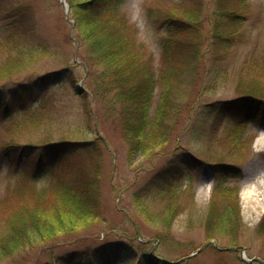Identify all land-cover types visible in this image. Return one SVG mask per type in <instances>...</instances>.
<instances>
[{
    "label": "rangeland",
    "instance_id": "374dc122",
    "mask_svg": "<svg viewBox=\"0 0 264 264\" xmlns=\"http://www.w3.org/2000/svg\"><path fill=\"white\" fill-rule=\"evenodd\" d=\"M66 2L68 14L63 0H0V91L11 95L10 112L0 107V199L7 198L0 226L22 211L41 230L62 229L0 264H63L70 251L101 247L113 249L112 261L80 264H264V0H124L136 29L95 26L106 27L105 40L114 35L127 89L129 64L140 84L157 78L150 124L135 140L134 108L102 94L103 67L93 43L79 41ZM168 17L186 22L182 34H169ZM168 42L177 50L164 60ZM65 69L67 78H41ZM250 99L259 105L241 103ZM61 138L79 143L57 157L44 151L21 161L4 151ZM59 178L92 186L88 210L56 197L43 206L31 201L32 185Z\"/></svg>",
    "mask_w": 264,
    "mask_h": 264
},
{
    "label": "trees",
    "instance_id": "16d2710c",
    "mask_svg": "<svg viewBox=\"0 0 264 264\" xmlns=\"http://www.w3.org/2000/svg\"><path fill=\"white\" fill-rule=\"evenodd\" d=\"M68 1L70 3V14L72 13L70 17L71 19L74 20V28L78 32L77 37L79 39L80 38L84 39V41H87V42L90 41L93 43V45L92 43L90 44L94 46L93 48V52L95 55L94 61L96 58V62L102 65L103 67L101 68L102 74L99 76L101 77L100 78L101 82L99 81V87H100V90L103 92L102 94L105 95L106 93H111L112 94L111 100L113 99L112 100L113 102L118 101L120 103H124L125 105L130 103V106H133L134 108V112H131V113L132 115H134L133 117H135L136 120L134 121V123L131 122V127L135 126V128L133 129L134 130L133 140H135V137L138 136V133L140 132V130L142 131L143 129H145L147 124L148 125L150 124V122H148L147 120V114L149 113V108L151 106L153 94H154V88L151 87L152 85L150 86V84H152V81H153L152 79H154V81L156 82L157 78L156 76H154V78L149 76V80L146 81V85H144V83L140 84V82L138 81L141 77V73L135 72L137 74H133L132 70L135 68V66L133 65L134 63L129 64V66L127 67H131L133 69L132 70L130 69L129 71L130 74L128 76L130 77V82L134 85H131L130 87L131 90L127 89L125 85L126 81L124 80V83H123V79L125 77V75L123 76L124 74L123 72L124 71L126 72L127 70L126 69L121 70V67H120V65L123 63V60L121 61L120 55L115 57L114 54H112L114 52V43H115L114 35L108 31V34H106V37H108L109 39L106 38L105 40L100 36L101 32L103 33L107 32V29L105 26L102 28L99 27V29L94 30L96 25L100 26V22L109 23V21H112V23L115 26L116 24H118L119 28L124 29L125 34H127L128 29H129L128 26L131 25V23L127 20L126 17H124L122 10H121V6L124 3V0H82V1L81 0H68ZM192 19H194V16H192ZM165 22L169 23L167 25L166 30L169 32L170 35L172 32L174 33L179 32L181 34L183 33L180 30L184 29V27H182L183 25L186 24L184 20H181V23H177L176 18L168 17L166 18ZM119 23H121V27ZM134 28L136 29V27ZM135 33L138 34V31H135ZM12 37H13L12 35L8 36L7 39H12ZM81 39L79 40L80 42H81ZM170 39H171V36H170ZM97 40L99 41L97 42ZM93 41H96V43ZM145 46H146V43L141 42V47H145ZM164 47L166 48V51H165L166 57L164 56L165 57L164 60H167L169 58L168 55L170 54V51L171 50L175 51L177 50V48L174 49L175 46L172 47V43L170 44L169 42L166 43ZM113 63L118 64L120 69L119 67L117 68L119 70L114 68ZM69 74H70L69 70L65 69L62 71L51 72L45 76H42L41 78L56 77L54 79H62V75H65L64 77L67 78ZM102 78L104 81H102ZM28 86L27 84L18 85L19 90L25 89ZM78 92L82 93L84 97L88 95L86 93V90H82V91L80 90ZM94 93L97 94L98 91L95 90ZM10 97L11 95H10L9 90L0 91V107H2V109L7 114L10 112V109H11V105L9 104L10 99H11ZM85 100H86V106L88 105L89 107L88 106L87 107L89 109L90 108L89 98L88 99L86 98ZM161 102L162 104H164V97L161 99ZM236 102H241V101H236ZM241 103H243V105L248 106V107L259 105L257 101H254L252 99H250L248 102H241ZM229 104H231V102ZM160 107L158 111H160ZM225 109L230 110L231 106H226ZM159 122L161 121L159 120ZM157 123L158 121H156L154 124L156 125ZM129 127L130 126H128L127 128L128 131L130 130ZM138 139L140 138H137L136 140ZM139 141L137 142V144H135L137 148L140 146ZM78 143L79 142L69 140L67 138H61V140L57 142L46 141L45 143L39 144V145H36V143H30L26 145L24 144L19 147L18 145L14 147L10 146V147H7V149H5L4 151H5V154L11 159H14L15 161H21L23 158L25 159L35 153H37L36 156L37 155L40 156L42 153H44V151L53 152L54 153L53 155L57 157L59 153L65 150H68L70 148L69 146H74V145H77ZM42 164H43L42 159L39 157L37 160V164H36L37 168H41ZM90 186L85 185L83 182H80L77 180H72V181L69 180L68 182L67 179L59 178L57 179V181H54L50 183L49 185L47 184L43 186L32 185L31 190H33V193H32L33 196L31 197V201H33L37 205L43 206V205H46L50 200L57 202L55 200V197H56L60 199V202H57V203H61V205L65 207H69V208H83L84 207V211H86L88 210L91 203L94 202L92 200V194H91L92 186L91 188H89ZM236 188L237 187H235V189ZM6 199L4 198L0 199V203H5ZM21 206L22 207H20L19 209L21 210L25 209L24 205H21ZM227 209L230 211L233 209L236 213V210L234 207L228 206ZM4 212L5 213L7 212L6 205L4 208ZM11 214H9L6 217H3L2 224H1L3 229L0 226V229H2V231H0V261L3 260L5 257L11 255L12 253H15V251L25 248L26 246H34L38 244L47 243L51 241L54 236H57L58 235L57 233L62 232V229L55 230L54 233H50L51 231L49 230H46V231L41 230L37 224L36 225L32 224L33 221L31 220L32 218L31 215L28 214L26 215L28 217L25 216L26 217L25 218L22 215L23 214L22 211H20V215L15 214L14 216ZM231 220H235L234 216L231 218ZM73 228H76V227H73ZM73 228L71 227L70 229H67L64 232L73 231L74 230ZM47 233H50V234L48 235ZM108 249L110 248L101 247L100 249L99 248L96 250L87 249L85 251L84 250H73V251L66 253L64 256H62V259L64 260V262L62 263L63 264H80L83 260L90 259V258H93V259L101 258V259H105L108 261H112L111 252H113V249L112 251L110 250V252H108ZM94 256H97V257H94ZM143 257L147 261H150V259H153V256L146 252L143 253ZM45 264H51V263H45Z\"/></svg>",
    "mask_w": 264,
    "mask_h": 264
},
{
    "label": "water",
    "instance_id": "95a60500",
    "mask_svg": "<svg viewBox=\"0 0 264 264\" xmlns=\"http://www.w3.org/2000/svg\"><path fill=\"white\" fill-rule=\"evenodd\" d=\"M63 2L65 3L66 14H68V13H69V5H68V3L66 2V0H63ZM71 22L74 23L73 20H71ZM208 244H209V242L206 243L205 245H203L201 248H199L196 252H194V253H192L191 255H189V257L194 256L195 254H197L199 251H201V250H202L204 247H206Z\"/></svg>",
    "mask_w": 264,
    "mask_h": 264
},
{
    "label": "bare ground",
    "instance_id": "6f19581e",
    "mask_svg": "<svg viewBox=\"0 0 264 264\" xmlns=\"http://www.w3.org/2000/svg\"><path fill=\"white\" fill-rule=\"evenodd\" d=\"M250 193H251V196H250V198H252V196H253V192L252 191H250ZM252 203H254L255 204V207H257V205L256 204H259V203H256L255 201H253L252 200ZM259 207V206H258ZM264 207V206H263ZM264 209V208H263Z\"/></svg>",
    "mask_w": 264,
    "mask_h": 264
}]
</instances>
